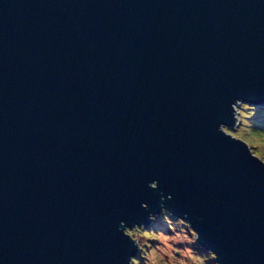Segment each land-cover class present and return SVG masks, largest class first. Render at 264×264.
<instances>
[{"label":"water","instance_id":"obj_1","mask_svg":"<svg viewBox=\"0 0 264 264\" xmlns=\"http://www.w3.org/2000/svg\"><path fill=\"white\" fill-rule=\"evenodd\" d=\"M264 0H0V264H135L163 210L264 264Z\"/></svg>","mask_w":264,"mask_h":264},{"label":"rangeland","instance_id":"obj_2","mask_svg":"<svg viewBox=\"0 0 264 264\" xmlns=\"http://www.w3.org/2000/svg\"><path fill=\"white\" fill-rule=\"evenodd\" d=\"M235 127H226L243 136L264 160V104L240 101L236 105ZM150 226L127 228L140 238L141 254L135 264H217L212 252L200 247L195 231L180 218L163 210Z\"/></svg>","mask_w":264,"mask_h":264}]
</instances>
